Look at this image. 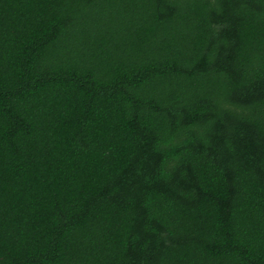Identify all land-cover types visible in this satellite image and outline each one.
<instances>
[{
  "label": "trees",
  "instance_id": "obj_1",
  "mask_svg": "<svg viewBox=\"0 0 264 264\" xmlns=\"http://www.w3.org/2000/svg\"><path fill=\"white\" fill-rule=\"evenodd\" d=\"M0 264H264V0H0Z\"/></svg>",
  "mask_w": 264,
  "mask_h": 264
}]
</instances>
